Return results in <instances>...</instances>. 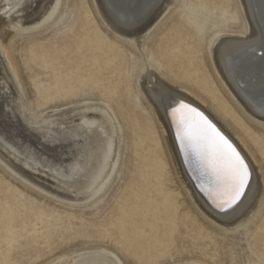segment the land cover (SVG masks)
<instances>
[{"label": "bare ground", "instance_id": "bare-ground-1", "mask_svg": "<svg viewBox=\"0 0 264 264\" xmlns=\"http://www.w3.org/2000/svg\"><path fill=\"white\" fill-rule=\"evenodd\" d=\"M92 1L103 23L139 50L142 38L176 2L151 0L140 30L133 36H121L109 22L108 0ZM61 2L0 0V103L4 105L0 112V163L50 198L72 206L84 205L106 189L118 167L125 121L133 135V156L129 160L133 175L128 186L135 195H123L124 203L102 224L106 232L111 231V238L121 241L126 253H133L144 263L153 258L148 252L163 255V247L173 242L182 241L190 247L189 239L192 235L198 237L197 232L180 222L175 196L165 192L171 177L193 211L221 234L257 218L246 254L238 252L235 243L231 253L221 245L217 258L220 264L264 263V0H237L242 18L238 31L230 30L228 20L218 21L212 15L214 4L209 0H196L198 8L191 9L193 18L186 15L188 24L195 27L194 34L177 26L149 51L141 52L136 92L126 100L116 97L121 120L99 96L94 103L52 108L37 116L29 113L10 41L17 33L46 24L56 15ZM123 3L125 10L131 11L143 6L144 0ZM236 20L233 15L231 21ZM177 33L180 37L172 38ZM195 34L206 38L207 63L196 57ZM78 42V46L84 44L80 39ZM96 57L106 65L104 69L95 68L99 71L97 79L102 87L113 88L117 75L123 73L122 64L115 62L122 54L111 49ZM206 66L217 85L210 80ZM152 84L156 88L166 85L172 97L207 117L245 159L251 173L250 185L233 209L220 212L201 191L195 162L185 163L163 107L153 102ZM137 95L145 98L151 112ZM225 97L235 108L228 105ZM128 103L134 109H129ZM240 115L250 118L253 125H247ZM146 200L157 201V205L142 203ZM143 213L146 215L141 216ZM128 233L135 236L126 237ZM193 248L203 255L208 253L204 244H194ZM121 263L110 252L94 247L73 250L47 264ZM175 264L210 263L190 259Z\"/></svg>", "mask_w": 264, "mask_h": 264}, {"label": "rangeland", "instance_id": "rangeland-1", "mask_svg": "<svg viewBox=\"0 0 264 264\" xmlns=\"http://www.w3.org/2000/svg\"><path fill=\"white\" fill-rule=\"evenodd\" d=\"M196 0H176L165 16L159 20L141 40L140 50L133 42L118 37L97 15L92 0H62L56 15L46 24L35 29L17 33L10 41L24 95L29 106V113L37 116L52 108L70 107L76 104L94 103L95 97L109 104L118 114L120 120L119 100H125L137 90L142 51H149L172 28L183 26L187 32L194 34L195 27L188 24L187 14L198 8ZM214 4L212 15L218 20H228L230 30L241 29L242 18L238 11L237 0H209ZM235 15L236 22L231 21ZM199 18V14L194 12ZM174 34L172 38H178ZM78 39L84 41L79 45ZM197 46L196 57L208 62L206 38L195 34ZM119 50L123 73L117 75L115 86L102 87L95 68L104 69V62L96 56L103 52ZM152 60V59H149ZM210 80L215 83L210 67L206 66ZM95 70V71H94ZM101 71V70H100ZM128 84V86H127ZM217 88V86H216ZM112 97L110 98V96ZM142 104L151 110L145 98L137 95ZM226 98L228 105L231 101ZM129 109H134L132 103ZM149 110V111H150ZM151 112V111H150ZM247 125H253L251 119L240 115ZM124 121V137L120 151L118 167L105 190L84 205H68L50 198L33 186L24 182L16 174L8 171L0 163V264H47L49 260L68 252L86 248L100 247L115 255L117 260L126 264H175L178 261L200 259L210 264H220L217 259L221 245L230 253L237 251L246 254V248L253 239L257 218H252L240 227L221 234L208 226L193 211L181 193L179 186L170 177L167 189L175 196L176 213L180 222L194 229L198 237L190 236V247L173 242L163 247V255L148 252L153 257L149 262H142L133 253L128 254L121 247V241L111 238V231L102 224L117 206L124 201L123 195H135L128 186L130 157L132 154L133 135ZM165 170V169H164ZM162 170V171H164ZM168 186H170L168 188ZM137 191V188H136ZM157 205V201L146 200ZM142 210V206L139 205ZM142 214L141 216H145ZM135 234L128 233L126 237ZM204 244L208 253L203 255L193 245ZM221 253V252H220ZM122 262V263H123ZM121 263V264H122ZM252 264H264L256 261Z\"/></svg>", "mask_w": 264, "mask_h": 264}, {"label": "snow or ice", "instance_id": "snow-or-ice-1", "mask_svg": "<svg viewBox=\"0 0 264 264\" xmlns=\"http://www.w3.org/2000/svg\"><path fill=\"white\" fill-rule=\"evenodd\" d=\"M108 4L111 7L109 22L117 34L133 36L140 30L151 0H144L143 6L131 11L125 10L123 0H108ZM151 88L155 93L153 102L163 107L174 128L185 163L195 162L201 191L220 212L233 209L250 185L251 173L245 159L207 117L172 97L166 85L156 88L152 84ZM3 111L4 105L0 103V112Z\"/></svg>", "mask_w": 264, "mask_h": 264}]
</instances>
